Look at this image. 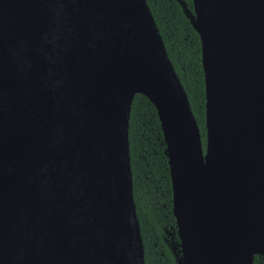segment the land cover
<instances>
[{
  "label": "water",
  "instance_id": "1",
  "mask_svg": "<svg viewBox=\"0 0 264 264\" xmlns=\"http://www.w3.org/2000/svg\"><path fill=\"white\" fill-rule=\"evenodd\" d=\"M178 2L200 39L204 146L146 0H0V264H145L128 141L136 94L160 122L177 264L264 256L247 200L264 181V0ZM88 57L142 83L113 127Z\"/></svg>",
  "mask_w": 264,
  "mask_h": 264
},
{
  "label": "trees",
  "instance_id": "2",
  "mask_svg": "<svg viewBox=\"0 0 264 264\" xmlns=\"http://www.w3.org/2000/svg\"><path fill=\"white\" fill-rule=\"evenodd\" d=\"M193 12L192 0H182ZM166 52L187 93L205 144L204 73L199 35L178 0H146ZM132 194L144 249L145 264H177L176 220L165 143L157 112L141 94L131 103L128 126ZM252 264H264L255 255Z\"/></svg>",
  "mask_w": 264,
  "mask_h": 264
},
{
  "label": "bare ground",
  "instance_id": "3",
  "mask_svg": "<svg viewBox=\"0 0 264 264\" xmlns=\"http://www.w3.org/2000/svg\"><path fill=\"white\" fill-rule=\"evenodd\" d=\"M109 21H115L117 18L116 14L109 13L108 16ZM117 57V56H116ZM118 61L122 63L121 58H118ZM85 67L91 69L94 73V85H93V93L94 96L97 98L99 103H103L105 105L104 109L108 110L110 114V126H114V121L116 117V112L122 102L126 91L129 89H133L142 85L137 79H133L128 76H122L114 71H112L107 65H103V61H100L98 58L88 57L85 60ZM140 67L139 65H136ZM141 68V67H140ZM124 88V92L119 99L118 105L113 107L109 106L111 95L113 94L114 89L116 88ZM96 111V107H95ZM94 111V112H95ZM93 114V113H92ZM91 114V115H92ZM92 128H90V131ZM258 189V193L261 194L258 199L253 200L250 202L248 200V209L252 216L253 220V228L255 232L258 234L259 237L262 238L264 241V181L260 182L254 190ZM258 208V210H256ZM98 245V242H97ZM104 249L98 245V253L103 252ZM29 264L25 259H17L14 264Z\"/></svg>",
  "mask_w": 264,
  "mask_h": 264
},
{
  "label": "rangeland",
  "instance_id": "4",
  "mask_svg": "<svg viewBox=\"0 0 264 264\" xmlns=\"http://www.w3.org/2000/svg\"><path fill=\"white\" fill-rule=\"evenodd\" d=\"M182 1V0H181Z\"/></svg>",
  "mask_w": 264,
  "mask_h": 264
}]
</instances>
